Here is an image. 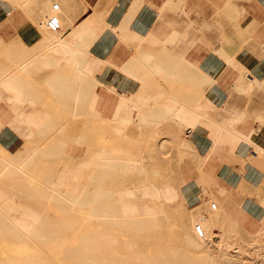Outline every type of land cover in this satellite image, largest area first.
I'll list each match as a JSON object with an SVG mask.
<instances>
[{
  "label": "crops",
  "instance_id": "1",
  "mask_svg": "<svg viewBox=\"0 0 264 264\" xmlns=\"http://www.w3.org/2000/svg\"><path fill=\"white\" fill-rule=\"evenodd\" d=\"M52 2L0 8V224L9 197L49 190L31 175L58 171L61 190H90L89 170L100 190L101 159L116 150L129 174L148 171L131 146L99 144L105 134L193 153L178 182L143 197L193 215L212 211L209 197L237 226L223 206L241 207L248 229L260 221L246 209H264V0H59L65 49L43 28Z\"/></svg>",
  "mask_w": 264,
  "mask_h": 264
},
{
  "label": "rangeland",
  "instance_id": "2",
  "mask_svg": "<svg viewBox=\"0 0 264 264\" xmlns=\"http://www.w3.org/2000/svg\"><path fill=\"white\" fill-rule=\"evenodd\" d=\"M56 2L59 0H53L45 19L54 11ZM10 3L11 0H0V8L10 7ZM59 32H48L51 42L61 41ZM120 128L117 131L122 135L123 127ZM106 135L99 144L131 146L145 157L148 171L129 174L132 172L125 166L128 159H124L128 153L116 150L101 159V165L109 166L106 170L110 172L100 176V190H93L97 182L90 180L89 170L84 172L82 181L90 190H81L77 185L73 189L74 181L61 190L65 186L59 182L58 171L31 175L32 182L43 183L49 190H21L19 202L12 196L6 200L1 209L0 229L5 238L3 243L0 241V264H264L262 206L246 209L260 219L250 224L251 229L242 222L241 207L223 206L228 212L235 210L237 226L219 208L212 207L214 202L219 207V202L209 197V213L173 212L174 208L162 200L143 197L139 189L178 182L181 164L193 153L180 152L168 138L109 139ZM90 148L88 144L87 149ZM30 161L22 159L21 170ZM143 168L140 169L144 171ZM124 200L135 204L131 206L135 214L124 212ZM202 215H207L209 221H195ZM198 224L202 234L196 230Z\"/></svg>",
  "mask_w": 264,
  "mask_h": 264
},
{
  "label": "built area",
  "instance_id": "3",
  "mask_svg": "<svg viewBox=\"0 0 264 264\" xmlns=\"http://www.w3.org/2000/svg\"><path fill=\"white\" fill-rule=\"evenodd\" d=\"M53 6H54L53 7L54 11L49 16L46 17L44 24L48 31L59 32L62 29V19L60 17V3L56 2ZM188 132H190V130H188ZM212 207L216 209V202L212 203ZM196 230L200 234L203 233L200 224L196 226Z\"/></svg>",
  "mask_w": 264,
  "mask_h": 264
},
{
  "label": "bare ground",
  "instance_id": "4",
  "mask_svg": "<svg viewBox=\"0 0 264 264\" xmlns=\"http://www.w3.org/2000/svg\"><path fill=\"white\" fill-rule=\"evenodd\" d=\"M44 25H45V24H44ZM59 43L62 45L63 41L57 42V44H59ZM64 43H65V42H64ZM63 45H64V44H63ZM63 45H62V47H63ZM65 46H66V45H65ZM67 46H68V45H67ZM54 48H56V49H62V48L60 47V45H57V46L54 47ZM65 48H66V47H63V49H65ZM68 48H69V47H68ZM84 53H85V52H84ZM75 97H76V96H75ZM177 103H178V102H177ZM204 106H205V105H204ZM56 183H57V182H56ZM70 187H71V186H69V189H70ZM72 187H73V186H72ZM76 188H77V187H76V185H75V187H74L73 189L76 190ZM73 189H72V190H73ZM72 190H71V191H72ZM78 191H79V189L77 190V192H78ZM79 192H80V191H79ZM81 192H82V191H81ZM73 193L75 194V192H73ZM73 193H72V194H73ZM10 199H11V198L9 197L7 200H10ZM216 208H217V207H216ZM203 225H204V224H203Z\"/></svg>",
  "mask_w": 264,
  "mask_h": 264
}]
</instances>
